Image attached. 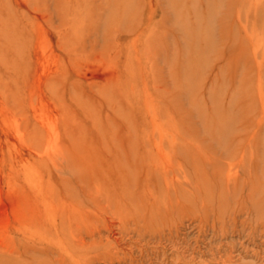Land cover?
I'll use <instances>...</instances> for the list:
<instances>
[{
  "label": "rangeland",
  "instance_id": "374dc122",
  "mask_svg": "<svg viewBox=\"0 0 264 264\" xmlns=\"http://www.w3.org/2000/svg\"><path fill=\"white\" fill-rule=\"evenodd\" d=\"M263 187L264 0H0V264H264Z\"/></svg>",
  "mask_w": 264,
  "mask_h": 264
},
{
  "label": "bare ground",
  "instance_id": "6f19581e",
  "mask_svg": "<svg viewBox=\"0 0 264 264\" xmlns=\"http://www.w3.org/2000/svg\"><path fill=\"white\" fill-rule=\"evenodd\" d=\"M227 151V150H226ZM219 153V152H218ZM224 153V152H223ZM217 155V154H216ZM226 155V154H225ZM229 160V159H228ZM234 160V159H233ZM229 165H230V163H229ZM231 166V165H230ZM230 169H232L231 167H229ZM227 170H228V168H227ZM231 171V170H230ZM250 181V180H249ZM264 188V187H263ZM250 190V189H249ZM251 193H252V191H251ZM218 201V200H217ZM218 204V203H217ZM264 208V207H263ZM245 210V209H244ZM221 213V212H220ZM211 218V217H210ZM222 218V217H221ZM131 221V220H130ZM219 227V226H218ZM188 229V228H187ZM220 229V228H219ZM259 230V229H258ZM220 234H221V232H220ZM256 237V236H255ZM264 237V236H263ZM229 238V237H228ZM102 245V244H101ZM106 246V245H105ZM262 249V248H261ZM120 254V253H119ZM183 255V254H182ZM263 256V255H262ZM262 259V258H261ZM228 260V259H227ZM226 261V260H225ZM121 262V261H120ZM221 264V263H220Z\"/></svg>",
  "mask_w": 264,
  "mask_h": 264
}]
</instances>
